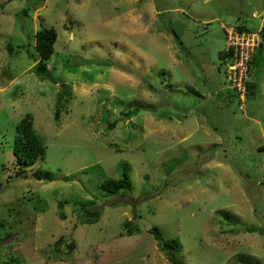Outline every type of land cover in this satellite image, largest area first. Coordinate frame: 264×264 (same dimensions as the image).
Instances as JSON below:
<instances>
[{
	"label": "rangeland",
	"instance_id": "1",
	"mask_svg": "<svg viewBox=\"0 0 264 264\" xmlns=\"http://www.w3.org/2000/svg\"><path fill=\"white\" fill-rule=\"evenodd\" d=\"M42 26L56 83L35 70ZM263 28L264 0H0V264H264ZM231 43L259 82L246 102ZM29 113L31 166L14 152ZM124 171L130 189L101 187Z\"/></svg>",
	"mask_w": 264,
	"mask_h": 264
},
{
	"label": "trees",
	"instance_id": "2",
	"mask_svg": "<svg viewBox=\"0 0 264 264\" xmlns=\"http://www.w3.org/2000/svg\"><path fill=\"white\" fill-rule=\"evenodd\" d=\"M28 10V9H27ZM26 12V10H24ZM66 28H68V25H65ZM247 27L245 25L238 26V29L244 30ZM248 29V28H247ZM262 38L264 39V28L263 33L261 34ZM227 36V35H226ZM59 34L57 30L54 27H45L42 26L35 32V50L38 54V62L36 63L35 70L46 76L50 77L54 82H58L57 79L51 75L49 68H48V61L51 59L53 54L55 53V45L58 40ZM178 39L179 37L176 36ZM264 49V43L263 40L260 43V46L256 50V55L251 60L250 64H253L254 67H256L258 64H260L261 59V53ZM228 54V57L225 59L224 62L229 64H234L235 59V48L232 46L230 47L229 51L223 50L222 51V57ZM114 66V64H110ZM258 86L259 82L257 81V77H254L253 79H250L246 81V95H245V102L249 100V98L253 97L258 92ZM233 92L234 97H239L240 99V92L237 88L228 89ZM58 98L61 101H63V97L65 96V93L59 92ZM241 100V99H240ZM66 102V99H65ZM240 105V104H239ZM65 106V103H60L58 109L56 110L57 114H59V110ZM242 110V108H240ZM58 116V115H57ZM114 125H111L113 127ZM14 152L17 155V160L22 165L31 166L35 163H37L40 159H43L46 154V143L43 140V138L38 134L36 129L34 128L33 124V117L29 113L20 120V122L16 126V134L14 139ZM24 168V167H23ZM22 168V169H23ZM23 171V170H22ZM47 171H45L44 174H41V176H45V178H50L49 175L46 174ZM132 186V182L130 179V175L127 171H124L121 177L118 178H106L102 184L101 187L107 191L110 194H116L122 191L123 189H130ZM90 217H87L85 219V223H94L97 220L98 212L92 211L89 212ZM65 218V216H62ZM126 226V233L128 235H132L134 233L133 228L131 226V222L127 221L125 223ZM9 228H6L3 221H0V242L3 240L4 236H7V234H11L12 230H8ZM248 231H255L256 227H248ZM150 231L154 234L155 238L161 242V244L170 251L172 257L174 258L175 252L181 249V245H179L178 242L174 240H170L164 237L163 232L161 228L157 225H154L150 228ZM3 233V235H2ZM14 264H34V263H28L27 261H21L17 258L13 259ZM93 264V263H88ZM174 264H179L178 261Z\"/></svg>",
	"mask_w": 264,
	"mask_h": 264
},
{
	"label": "built area",
	"instance_id": "3",
	"mask_svg": "<svg viewBox=\"0 0 264 264\" xmlns=\"http://www.w3.org/2000/svg\"><path fill=\"white\" fill-rule=\"evenodd\" d=\"M235 37L240 38L241 34H239L238 36H235ZM228 46H229L228 49H230V47H232V46L235 48V59H236V61H235L234 64H230L231 66L229 65V67L232 68L231 70L234 71V72L230 71L232 74L235 73V76H237V74H239V86L238 87H239L240 97L244 98V101H245V99H246L245 98V95H246V82L244 83V78H245V75H247V72H248V60H249L248 58H249V56L247 55V58L245 60L243 58L241 60V57H240V59H238L239 55H237V54L239 53L240 56H241V51L239 49V46L238 45L236 46L235 44L233 45L232 43L230 45H228ZM249 46H250V44H247L246 48L249 47ZM240 48H242V47H240ZM231 73H229V74H231ZM242 89H244L245 93H242ZM240 107L242 108V105Z\"/></svg>",
	"mask_w": 264,
	"mask_h": 264
},
{
	"label": "clouds",
	"instance_id": "4",
	"mask_svg": "<svg viewBox=\"0 0 264 264\" xmlns=\"http://www.w3.org/2000/svg\"><path fill=\"white\" fill-rule=\"evenodd\" d=\"M245 102V101H244ZM240 107V106H239Z\"/></svg>",
	"mask_w": 264,
	"mask_h": 264
}]
</instances>
